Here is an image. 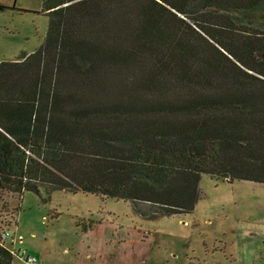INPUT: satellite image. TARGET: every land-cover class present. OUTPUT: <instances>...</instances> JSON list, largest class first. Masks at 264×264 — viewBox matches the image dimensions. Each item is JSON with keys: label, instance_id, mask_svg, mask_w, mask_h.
<instances>
[{"label": "trees", "instance_id": "16d2710c", "mask_svg": "<svg viewBox=\"0 0 264 264\" xmlns=\"http://www.w3.org/2000/svg\"><path fill=\"white\" fill-rule=\"evenodd\" d=\"M38 13L44 42L0 63V195L82 191L155 220L193 212L203 175L264 183V0H43Z\"/></svg>", "mask_w": 264, "mask_h": 264}, {"label": "rangeland", "instance_id": "374dc122", "mask_svg": "<svg viewBox=\"0 0 264 264\" xmlns=\"http://www.w3.org/2000/svg\"><path fill=\"white\" fill-rule=\"evenodd\" d=\"M42 6L0 0V63L44 42ZM200 188L193 212L155 220L131 201L82 191L26 192L22 199L4 192L0 230L11 231L16 241L8 246L33 264H264V183L203 175ZM17 255L13 264H26Z\"/></svg>", "mask_w": 264, "mask_h": 264}, {"label": "built area", "instance_id": "2783aa9c", "mask_svg": "<svg viewBox=\"0 0 264 264\" xmlns=\"http://www.w3.org/2000/svg\"><path fill=\"white\" fill-rule=\"evenodd\" d=\"M10 240H12V241H14L15 242V238H14V236H13V234L11 233V231L10 230H8V229H4V230H2V232H1V243L2 244H5L8 248H10L9 246H8V242L10 241ZM18 241H21L22 239L20 238V239H17ZM11 249V248H10ZM12 251H15L16 252V250L14 249V250H12ZM25 251H23V250H21V249H19L18 250V254H21V257H23L24 259H25V262L26 263H32V262H36L37 260L36 259H33L32 257H31V255H29L27 258L25 257V255L23 254ZM18 256V255H17ZM20 257V256H19ZM20 257V258H21ZM33 264V263H32Z\"/></svg>", "mask_w": 264, "mask_h": 264}, {"label": "crops", "instance_id": "0c3cea01", "mask_svg": "<svg viewBox=\"0 0 264 264\" xmlns=\"http://www.w3.org/2000/svg\"><path fill=\"white\" fill-rule=\"evenodd\" d=\"M16 241V240H15ZM15 242L14 241H12V244H14ZM20 249V247H18V250ZM26 264H28V263H26Z\"/></svg>", "mask_w": 264, "mask_h": 264}]
</instances>
